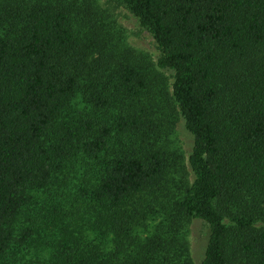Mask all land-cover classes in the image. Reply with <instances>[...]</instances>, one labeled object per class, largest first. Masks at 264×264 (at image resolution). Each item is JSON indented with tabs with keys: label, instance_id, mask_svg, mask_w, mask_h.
I'll use <instances>...</instances> for the list:
<instances>
[{
	"label": "trees",
	"instance_id": "1",
	"mask_svg": "<svg viewBox=\"0 0 264 264\" xmlns=\"http://www.w3.org/2000/svg\"><path fill=\"white\" fill-rule=\"evenodd\" d=\"M123 1L157 63L96 0H0V264H194L193 219L202 264H264V0Z\"/></svg>",
	"mask_w": 264,
	"mask_h": 264
},
{
	"label": "rangeland",
	"instance_id": "2",
	"mask_svg": "<svg viewBox=\"0 0 264 264\" xmlns=\"http://www.w3.org/2000/svg\"><path fill=\"white\" fill-rule=\"evenodd\" d=\"M96 1L97 5L104 11L105 19L121 46L129 48L135 53L147 55L153 62L157 63L160 56L158 44L153 35L141 26L139 19L129 10L124 1ZM161 72L167 76L169 85L172 87L174 73L169 70H161ZM171 117V127L164 128L166 133L163 135L161 145L168 150L170 155L179 158L178 169L180 172L173 173L174 178L192 183L194 176L189 167V158L193 152L194 137L186 129L185 120L182 116L177 117L174 114ZM158 221L159 219L156 223ZM178 236L185 243L194 264H202L209 242L210 227L202 220L193 219L185 224Z\"/></svg>",
	"mask_w": 264,
	"mask_h": 264
}]
</instances>
